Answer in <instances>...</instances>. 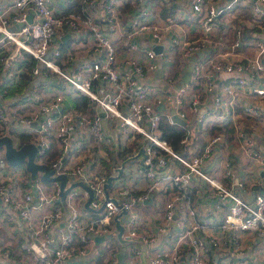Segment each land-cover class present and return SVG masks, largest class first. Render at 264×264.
I'll return each instance as SVG.
<instances>
[{
    "label": "built area",
    "instance_id": "built-area-1",
    "mask_svg": "<svg viewBox=\"0 0 264 264\" xmlns=\"http://www.w3.org/2000/svg\"><path fill=\"white\" fill-rule=\"evenodd\" d=\"M241 4L258 34L245 36L232 15ZM262 100L264 0H0V136L35 143V161L66 173V188L82 180L93 190L86 213L80 184L63 199L60 180L43 171L0 178V228L20 219L28 233L15 247L0 234V259L116 264L123 244L110 239L126 211L124 235L145 249L128 242L122 264H140L143 252L148 264H264V149L248 130H263ZM172 112L195 121L197 141L162 134ZM240 154L245 172L260 175L253 197ZM7 162L0 147V167ZM203 186L220 215L200 210ZM156 193L162 207L142 210ZM93 235L105 238L96 246Z\"/></svg>",
    "mask_w": 264,
    "mask_h": 264
},
{
    "label": "crops",
    "instance_id": "crops-1",
    "mask_svg": "<svg viewBox=\"0 0 264 264\" xmlns=\"http://www.w3.org/2000/svg\"><path fill=\"white\" fill-rule=\"evenodd\" d=\"M186 2L188 3V0H186ZM174 6H173V9L175 8ZM161 9H160L161 12L165 11V8L161 7ZM169 9H172V7H169ZM231 13L235 19L242 18L244 20L245 36H247V35L252 36V35L259 33V31L256 28L249 26V17L252 14H251L250 7L247 4H241L239 7L233 9L231 11ZM219 33L222 34L221 31ZM233 38H234V32L231 31L223 39L222 45L224 47L228 48L229 43ZM252 48L253 47H251L250 45L245 46V49L248 51H253ZM261 102L264 103V100H262ZM175 116H176V112H172L171 116H168V118L170 119V121L172 123H173V121L176 122ZM178 123L183 125L186 128L185 135L189 131L188 141L190 144L197 141V132H196V127H195V125H196L195 121H188V122L186 121L185 123H181V122H178ZM252 128H255V127L250 126L248 130L253 132V136L256 140L257 147L260 149H264L263 140H262V135L264 133V127H263L262 131H255ZM132 139L133 138L130 137L129 141H133ZM2 147H4V146H2ZM185 147H186V145H185ZM126 152L130 153V148H128L126 150ZM243 162H246V158L240 154L239 155V161L236 163V166H237L238 170L241 172V174L246 179H248L250 182L249 192L246 194V196L247 197H253V194L255 191L262 189L260 187V185H258L256 183V179L258 177H260V175L256 174L255 172H253V173H250L249 171L245 172V170L242 168ZM132 167H133V170H135L136 165H133ZM260 172L263 173V169ZM29 176H32V174H30L22 165H14V164L7 162L4 166L0 167V178H2V179L5 178L7 180L22 182L25 180L26 177H29ZM204 190H205V186H203L202 192L200 194H197V201H198L200 210H204L205 207H206V209H208V206H213L212 211H215V213L220 215L221 212L216 208L215 200H211V201L207 200V196H206ZM156 197H157V193L154 194V198H155L154 201H156ZM160 197H161V195H160ZM162 198H164V197H162ZM164 200H165V198L163 199V201ZM151 201L152 200H149L147 205H144V207H142V210L148 211L152 208L162 207L163 202L161 200L156 201L157 202L156 205H153L154 201H152V202ZM4 208L2 206H0V219H3V217H4V212H5ZM83 210L86 213L92 212L91 209L88 206H86V204H84ZM123 217H125V215L121 216V220L123 219ZM0 234L3 237V241L7 242L11 247H15L20 240H22L23 238H25L28 235V233L26 232L25 228L23 227V224L21 223L20 219L17 220L16 222L4 221L1 228H0ZM140 246L142 247V243L140 244ZM82 258L86 259V256H82ZM139 263L140 264H148V257H147V254H145V252L142 253V255L139 259ZM0 264H20V262L18 260V256H14V257H11L10 259H7V258L0 259Z\"/></svg>",
    "mask_w": 264,
    "mask_h": 264
},
{
    "label": "water",
    "instance_id": "water-1",
    "mask_svg": "<svg viewBox=\"0 0 264 264\" xmlns=\"http://www.w3.org/2000/svg\"><path fill=\"white\" fill-rule=\"evenodd\" d=\"M69 35H70V33L67 32L64 35L63 38L66 40ZM161 47H162L161 44H156L155 45V48L157 50H160ZM198 54L202 55L203 51H200ZM196 58H197V55H193L192 60L190 61V64L188 66V69L183 75V78L185 80H188L190 78V70L193 67V60H195ZM175 119H176V121L181 122V123H185L186 122L185 119L182 116H180L179 114H176ZM2 146L5 147V156H6L7 160L11 164H14V165L21 164V163L25 162L26 163V167L31 172L33 177L36 176V174L39 171H43L42 172V177L44 179H47V180L55 179V178L59 179L60 180V185H61L60 194H61L63 199L65 198V196H66V194L69 191L71 186H74L76 184H80V185L84 186L90 192L89 199L86 202L87 206L90 207L89 202H90V199H91V197L93 195L92 188L88 184H86L84 181H82V180L74 181L71 184V186L66 188L65 187L66 186V182H67L66 173L62 172V173H59V174L53 176L52 173L54 172V169L51 168L48 163H44V162L40 163V162H36L35 161V154H36V151H37V145L35 143H33L32 141H27L24 144H22L20 147H16L14 145V143H13L12 137L10 135L6 134V135H1L0 136V147H2ZM140 153L144 154L143 147L140 148V150L137 153V155L140 154ZM129 158H131V157L125 158L121 162V164L116 167L117 173H111L108 176V179H107V181L105 183L106 187L110 186L112 181H113V179L117 178L121 174V172L123 171V168H124V164ZM143 160H144V155H143V157H141V161H143ZM263 173H264V170H263ZM149 200H151V198ZM2 201H3V199L0 196V202H2ZM102 209H103V205L99 208V210H102ZM124 213H126V211H123V213L115 215L116 230H115L114 234L116 235L117 239L120 242H122V244H123L122 249H121L120 254H119V260H118V262L116 264H122L124 262L125 254H126V244L128 242H140V243H142L143 249H145V243L144 242H142L140 240H137V239H134V238H128V237H126L124 235L125 225L123 224V222L121 220V215L124 214ZM93 236L96 239V246H98L99 242L102 239L105 238V235H93Z\"/></svg>",
    "mask_w": 264,
    "mask_h": 264
},
{
    "label": "trees",
    "instance_id": "trees-1",
    "mask_svg": "<svg viewBox=\"0 0 264 264\" xmlns=\"http://www.w3.org/2000/svg\"><path fill=\"white\" fill-rule=\"evenodd\" d=\"M87 101L86 96H82L78 98V105H83ZM162 134L167 137L172 143H177L181 137H183L186 133V128L179 124L177 121L173 123L167 116H164L161 120ZM227 129L231 130L230 127ZM23 137L26 138L25 134H22Z\"/></svg>",
    "mask_w": 264,
    "mask_h": 264
},
{
    "label": "rangeland",
    "instance_id": "rangeland-1",
    "mask_svg": "<svg viewBox=\"0 0 264 264\" xmlns=\"http://www.w3.org/2000/svg\"><path fill=\"white\" fill-rule=\"evenodd\" d=\"M187 28H189V27L187 26ZM158 200H161V201L163 202V198L160 197L159 194H157V197H156V201H158ZM156 201L153 202V205H156V204H157ZM124 219H125V217H123V220H124ZM110 241H111L113 244H117L118 239H117L116 235L112 236L111 239H110Z\"/></svg>",
    "mask_w": 264,
    "mask_h": 264
}]
</instances>
